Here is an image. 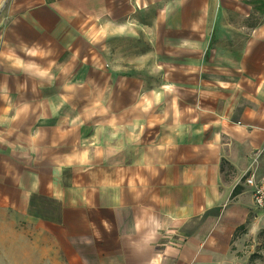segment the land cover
Listing matches in <instances>:
<instances>
[{"label": "crops", "instance_id": "1", "mask_svg": "<svg viewBox=\"0 0 264 264\" xmlns=\"http://www.w3.org/2000/svg\"><path fill=\"white\" fill-rule=\"evenodd\" d=\"M154 3L0 0V214L57 229L74 264H247L240 227L264 220L243 178L264 174V0L157 1L159 56L182 46L237 73L218 105H110L104 38Z\"/></svg>", "mask_w": 264, "mask_h": 264}, {"label": "rangeland", "instance_id": "2", "mask_svg": "<svg viewBox=\"0 0 264 264\" xmlns=\"http://www.w3.org/2000/svg\"><path fill=\"white\" fill-rule=\"evenodd\" d=\"M152 1L155 3L145 6L144 12L139 11L143 5H136V12L123 21L128 29L111 37L107 32L104 38L105 57L102 66L97 68L104 73L101 79L98 73L95 77L97 84L101 80L104 88L111 87L104 92L103 100L110 102L108 95L113 93L116 99L110 105H218L211 91L230 93L231 84L238 81L237 73L224 72L225 67L221 65L209 67L210 56H205L204 52L191 55L189 48L183 47L181 51L182 46L167 45L164 56H159L154 43L159 0ZM171 2L168 1L166 11ZM213 6L217 9L218 3L214 1ZM236 15L229 14L226 18L241 22V15ZM201 17L198 14L195 21ZM208 21L212 22L210 15ZM224 29L221 30L229 34ZM206 39L210 40V35ZM145 41L149 43L146 45ZM180 56L182 60L178 59ZM86 67L88 74L94 71L89 62ZM213 69L216 72H211ZM159 73L166 78L159 77ZM93 85L92 81V88ZM198 111L201 123L204 115L201 109ZM203 128L205 131V126H200ZM261 223L258 228H241V240L234 246L239 256L246 257L247 264H264V220ZM0 264H74V261L57 229L38 221L0 214Z\"/></svg>", "mask_w": 264, "mask_h": 264}, {"label": "built area", "instance_id": "3", "mask_svg": "<svg viewBox=\"0 0 264 264\" xmlns=\"http://www.w3.org/2000/svg\"><path fill=\"white\" fill-rule=\"evenodd\" d=\"M246 182L250 185H254L253 189V201L257 209L264 212V174L258 179L253 172H248L243 176Z\"/></svg>", "mask_w": 264, "mask_h": 264}, {"label": "trees", "instance_id": "4", "mask_svg": "<svg viewBox=\"0 0 264 264\" xmlns=\"http://www.w3.org/2000/svg\"><path fill=\"white\" fill-rule=\"evenodd\" d=\"M244 178V177H243ZM244 226L242 225L240 228H243Z\"/></svg>", "mask_w": 264, "mask_h": 264}]
</instances>
